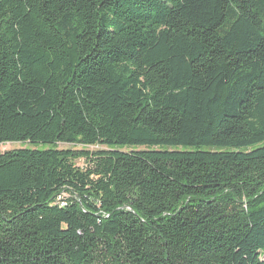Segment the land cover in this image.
Returning a JSON list of instances; mask_svg holds the SVG:
<instances>
[{
	"label": "trees",
	"instance_id": "1",
	"mask_svg": "<svg viewBox=\"0 0 264 264\" xmlns=\"http://www.w3.org/2000/svg\"><path fill=\"white\" fill-rule=\"evenodd\" d=\"M18 143L0 264H264V0H0Z\"/></svg>",
	"mask_w": 264,
	"mask_h": 264
},
{
	"label": "rangeland",
	"instance_id": "2",
	"mask_svg": "<svg viewBox=\"0 0 264 264\" xmlns=\"http://www.w3.org/2000/svg\"><path fill=\"white\" fill-rule=\"evenodd\" d=\"M20 148H26V149H38V150H43V149H47V147L45 146H31L27 143L25 144H1L0 145V152H7V151H11V150H15V149H20ZM55 149L58 150H73V151H80V150H84L86 152H95V151H105L108 149H116L119 151H123V152H130V151H141V150H145L146 148H106V147H102V146H94V147H86V146H78V145H66V144H57L55 145ZM77 167H82L83 161H77L76 163Z\"/></svg>",
	"mask_w": 264,
	"mask_h": 264
}]
</instances>
